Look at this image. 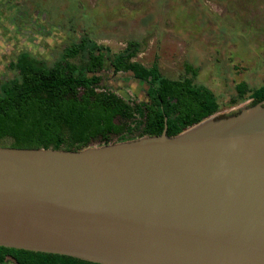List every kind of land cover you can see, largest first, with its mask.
I'll list each match as a JSON object with an SVG mask.
<instances>
[{"label": "water", "instance_id": "95a60500", "mask_svg": "<svg viewBox=\"0 0 264 264\" xmlns=\"http://www.w3.org/2000/svg\"><path fill=\"white\" fill-rule=\"evenodd\" d=\"M0 246L101 264H264V100L179 133L0 146Z\"/></svg>", "mask_w": 264, "mask_h": 264}, {"label": "trees", "instance_id": "16d2710c", "mask_svg": "<svg viewBox=\"0 0 264 264\" xmlns=\"http://www.w3.org/2000/svg\"><path fill=\"white\" fill-rule=\"evenodd\" d=\"M139 42L128 39L111 52L88 35L64 46L47 64L26 51L9 62L15 76L0 81V146L82 149L140 136H172L218 110L213 91L194 82L197 69L184 64V75L161 74L155 57L149 65L132 58ZM107 60L113 72H130L145 85V99H124L100 84L97 71ZM228 104L264 100L262 82L248 89L234 85ZM91 142V143H89ZM101 264L67 255L0 246V264Z\"/></svg>", "mask_w": 264, "mask_h": 264}, {"label": "rangeland", "instance_id": "374dc122", "mask_svg": "<svg viewBox=\"0 0 264 264\" xmlns=\"http://www.w3.org/2000/svg\"><path fill=\"white\" fill-rule=\"evenodd\" d=\"M29 1L33 13L41 14L39 20L47 15L43 22L35 21L34 16L33 27L62 24L61 29L52 30L50 40L38 41L39 47L32 49V54L47 64L82 34L111 52L120 50L128 39L136 40L139 49L132 60L147 66L155 57L159 71L168 78L184 75L185 63L195 67L194 82L210 88L216 97L219 106L215 115L250 103L247 98L228 104L236 83L242 81L251 89L262 82L264 0ZM0 29L3 31L4 25ZM5 44L0 51V81L15 76L7 64L25 48L20 41ZM97 74L102 86L122 98L145 99V85L128 71L113 72L107 60ZM4 264L15 263L7 258Z\"/></svg>", "mask_w": 264, "mask_h": 264}, {"label": "flooded vegetation", "instance_id": "af4514ba", "mask_svg": "<svg viewBox=\"0 0 264 264\" xmlns=\"http://www.w3.org/2000/svg\"><path fill=\"white\" fill-rule=\"evenodd\" d=\"M32 4V1L29 0H0V25L1 27L4 25L3 31L0 29V51L6 45L5 41L8 44L13 41H20L21 45L25 47L21 51H26L33 55L32 49L39 47L37 44L38 41L50 40L51 33L54 29H61L62 24L60 26L54 24L44 26V29H41V26L39 28L36 26L33 27L31 22L34 16L35 21L43 22L47 18V15H43L42 20H39L41 14L33 13ZM21 51H18V53ZM9 62L7 65H9Z\"/></svg>", "mask_w": 264, "mask_h": 264}, {"label": "crops", "instance_id": "0c3cea01", "mask_svg": "<svg viewBox=\"0 0 264 264\" xmlns=\"http://www.w3.org/2000/svg\"><path fill=\"white\" fill-rule=\"evenodd\" d=\"M5 262V261H4ZM4 262L2 264H4Z\"/></svg>", "mask_w": 264, "mask_h": 264}]
</instances>
